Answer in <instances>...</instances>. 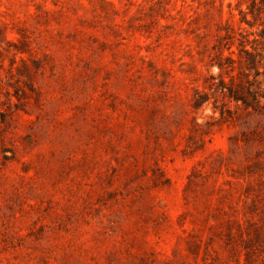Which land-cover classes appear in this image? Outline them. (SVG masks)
Masks as SVG:
<instances>
[{
	"label": "rangeland",
	"instance_id": "1",
	"mask_svg": "<svg viewBox=\"0 0 264 264\" xmlns=\"http://www.w3.org/2000/svg\"><path fill=\"white\" fill-rule=\"evenodd\" d=\"M0 264H264V0H0Z\"/></svg>",
	"mask_w": 264,
	"mask_h": 264
}]
</instances>
